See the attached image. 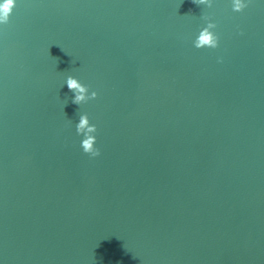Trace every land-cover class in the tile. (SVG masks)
<instances>
[{"label":"water","instance_id":"95a60500","mask_svg":"<svg viewBox=\"0 0 264 264\" xmlns=\"http://www.w3.org/2000/svg\"><path fill=\"white\" fill-rule=\"evenodd\" d=\"M202 10L17 0L0 26V264H264V2L216 0L214 49L192 44ZM67 72L98 96L71 103Z\"/></svg>","mask_w":264,"mask_h":264},{"label":"clouds","instance_id":"9594fccd","mask_svg":"<svg viewBox=\"0 0 264 264\" xmlns=\"http://www.w3.org/2000/svg\"><path fill=\"white\" fill-rule=\"evenodd\" d=\"M17 0H0V26L9 22L10 13L12 12ZM264 2V0H262ZM192 3L198 6H204L201 11L200 18L203 24L200 26L198 33L192 44L195 48H217L220 43V35L216 31L217 20L214 19V14L209 9H213L216 0H192ZM231 10L233 12H242L250 3V0H229ZM191 14V10L189 13ZM242 33L243 29H239ZM218 62H222L223 57H217ZM71 91V103L82 105L85 102L95 99L98 96L96 89H90V86L84 83L78 76L67 72L64 76L63 84ZM75 133L80 137V147L82 151L90 157L100 155V148L97 146V124L92 122L89 114L86 111L78 113V119L74 124Z\"/></svg>","mask_w":264,"mask_h":264}]
</instances>
